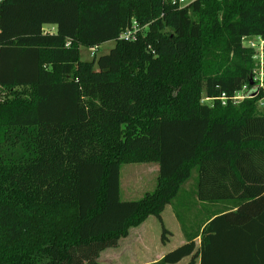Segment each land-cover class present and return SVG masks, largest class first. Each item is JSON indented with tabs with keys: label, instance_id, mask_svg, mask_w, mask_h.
Masks as SVG:
<instances>
[{
	"label": "trees",
	"instance_id": "trees-1",
	"mask_svg": "<svg viewBox=\"0 0 264 264\" xmlns=\"http://www.w3.org/2000/svg\"><path fill=\"white\" fill-rule=\"evenodd\" d=\"M247 37L264 0H0V264H99L149 217L164 244L168 205L184 243L153 264H264V87L231 102L256 85ZM130 161L157 177L123 201Z\"/></svg>",
	"mask_w": 264,
	"mask_h": 264
},
{
	"label": "rangeland",
	"instance_id": "rangeland-1",
	"mask_svg": "<svg viewBox=\"0 0 264 264\" xmlns=\"http://www.w3.org/2000/svg\"><path fill=\"white\" fill-rule=\"evenodd\" d=\"M249 40V39H248ZM113 42H107L97 48H84L80 47L79 49V60L82 62H89L93 57L90 56V53H94V59H97L99 56H103L113 48ZM243 46H246V40L242 42ZM253 65L251 74L253 77H263L258 76V71L261 69L264 73V61L262 65L253 57L252 58ZM257 73V74H256ZM264 87V84L262 85ZM253 89H244V93L247 94L251 92ZM20 93L21 91H17ZM11 97L9 96L7 90H0V97ZM240 103V102H239ZM255 109L257 112L262 113L264 111V102L258 101L255 105ZM153 169L155 173H153ZM157 174V165L153 163H138V162H126L121 164L119 169V195L120 199L123 201L128 200H136L141 198L145 193L151 192L155 186V179ZM190 185V182L186 185V188ZM164 220V225L166 229L173 230L172 225H175L172 221V216L170 215L168 218V214L166 211L161 215ZM159 222L153 218L149 217L146 221L141 225L143 226V231L140 237L141 242L143 243L147 240L149 245H152L154 240H158L160 238V226ZM157 236V237H156ZM167 240H169L168 244L170 248H175L178 245H175L172 238L167 236ZM123 245L119 246V250H121ZM132 260V259H131ZM139 261V259L135 258L134 262ZM104 264H107L104 262Z\"/></svg>",
	"mask_w": 264,
	"mask_h": 264
},
{
	"label": "crops",
	"instance_id": "crops-1",
	"mask_svg": "<svg viewBox=\"0 0 264 264\" xmlns=\"http://www.w3.org/2000/svg\"><path fill=\"white\" fill-rule=\"evenodd\" d=\"M43 30L44 32L54 33L55 26H44ZM153 173H155L154 169H153ZM156 177H157V174H156ZM155 182H156V179H155ZM188 183H186V185ZM186 185H185V188H186ZM218 205L219 204H210L209 206H207L205 204L197 203L194 205L193 213L194 215H197L198 217L199 216L206 217L209 214L217 215L219 211ZM164 211L167 212L168 218L170 215L172 216V221L175 225H172L173 230L166 229L164 225V220L161 216L162 224L164 228L170 233L169 236L172 238L174 244L180 246L181 244L184 243V237L180 230V226L173 215L171 206L169 205L166 206L163 212ZM206 211H208V213ZM214 217L215 215L212 216L211 219H213ZM141 225H139L136 228L129 229L128 235L125 238H122L118 242V245L116 248L106 249L103 252H101L98 257V263L104 264V262H106L107 264H153L155 262H158L164 256V254L176 248V247L170 248L168 244L169 240H167L164 244H161L160 238H158V240L156 238V240H154L152 245H149L147 240L143 243H140L141 242L140 237L143 231V226ZM156 226L158 228V226L160 225L156 224ZM195 244H196V247L199 246V239L195 240ZM121 245H123V247L121 250H119V246ZM135 258L139 259V261L134 262ZM188 262H189V258H184L176 264H187ZM194 264H199V259H196L194 261Z\"/></svg>",
	"mask_w": 264,
	"mask_h": 264
},
{
	"label": "built area",
	"instance_id": "built-area-1",
	"mask_svg": "<svg viewBox=\"0 0 264 264\" xmlns=\"http://www.w3.org/2000/svg\"><path fill=\"white\" fill-rule=\"evenodd\" d=\"M170 4L172 5H176L179 8H183L186 5L194 2L195 0H167ZM141 31V28H139L137 26V24L135 22L131 23V27L126 29L124 32H122L119 36V39H123V40H134L136 34ZM249 39V40H248ZM246 40V46H243L247 49L252 50L253 55L252 58L254 57L261 65L264 61V40L261 39L260 37H247L244 38L242 40V42ZM97 48V47H96ZM95 49V48H94ZM91 57H94V53L91 52L90 53ZM257 74V73H256ZM262 76L263 71L260 69L258 71V76ZM251 79L253 81V83H255L256 85L254 87H257V89H261L262 85L264 84V76L261 77H253V74H251ZM244 89H246V86H243L241 88V90L237 93H235L234 97L231 98V102L233 104H238L239 102H241L247 94L244 93ZM210 100L204 98L202 100V102H209ZM219 101L221 102L222 106L225 105V97L224 95H221V97L219 98Z\"/></svg>",
	"mask_w": 264,
	"mask_h": 264
},
{
	"label": "water",
	"instance_id": "water-1",
	"mask_svg": "<svg viewBox=\"0 0 264 264\" xmlns=\"http://www.w3.org/2000/svg\"><path fill=\"white\" fill-rule=\"evenodd\" d=\"M248 82H249V86H253V81H252L251 78H249V81ZM252 89L253 90L251 92L247 93L246 98H253V97H255L258 89H257V87H253Z\"/></svg>",
	"mask_w": 264,
	"mask_h": 264
}]
</instances>
